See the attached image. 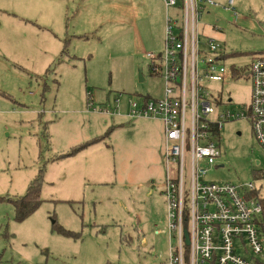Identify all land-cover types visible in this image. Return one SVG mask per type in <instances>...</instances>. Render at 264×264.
Returning a JSON list of instances; mask_svg holds the SVG:
<instances>
[{"label":"rangeland","instance_id":"374dc122","mask_svg":"<svg viewBox=\"0 0 264 264\" xmlns=\"http://www.w3.org/2000/svg\"><path fill=\"white\" fill-rule=\"evenodd\" d=\"M15 1L31 11L37 33L0 34L16 42L26 37L34 46L3 43L4 57L19 60L4 65L8 72L0 66V92L9 96L0 97V264H166L164 127L88 111L91 102L128 113L130 98L163 97V80L150 72L146 55L163 50L164 2ZM235 7L237 25L212 6L199 25L201 45L213 38L223 52L244 53L224 61L229 71L242 68L237 76L204 86L218 112L243 110L247 67L264 57V0H235ZM224 124L219 157L204 181L252 182L264 200V150L247 120ZM38 175L43 202L17 222L13 201ZM60 227L78 236H63Z\"/></svg>","mask_w":264,"mask_h":264},{"label":"built area","instance_id":"2783aa9c","mask_svg":"<svg viewBox=\"0 0 264 264\" xmlns=\"http://www.w3.org/2000/svg\"><path fill=\"white\" fill-rule=\"evenodd\" d=\"M162 0L165 37L160 53L148 52L150 72L163 80V97L130 98L128 117L157 118L164 127L163 198L166 204V264H264V226L252 182L204 181L219 157L224 123L247 120L264 150V57L248 68L250 99L240 112H218L204 86L226 81L222 47L213 38L201 45L199 25L206 7L240 19L235 0ZM214 30L220 31L219 27ZM119 103V100H117ZM229 103V101L227 102ZM88 110L116 116L107 107ZM186 236L188 244H186Z\"/></svg>","mask_w":264,"mask_h":264},{"label":"crops","instance_id":"0c3cea01","mask_svg":"<svg viewBox=\"0 0 264 264\" xmlns=\"http://www.w3.org/2000/svg\"><path fill=\"white\" fill-rule=\"evenodd\" d=\"M4 3H5V7H1L0 6L2 9H4V11H0V34L12 32V31H17L18 35L23 37V36H26L29 33H33L34 35L37 33V27L33 23V21H31L32 17L28 14V13H31V11L28 12L25 9L23 11L19 10L17 8L18 5L16 4L15 0H4ZM211 9H214V8H211ZM214 12H216V11L214 10ZM164 17H165V13H164ZM165 19H166V17H165ZM215 21L219 22V18H217ZM238 22L233 23V21H232V23L234 25L235 24L237 25ZM215 26L216 25L213 26V30H214ZM216 27H218V26H216ZM164 30H165V22H164L163 33H164ZM214 31H216V30H214ZM218 32H222V31L220 30ZM164 37H165V33H164ZM164 37H163V42H164ZM7 41H11L13 43V45L16 46L17 49H21L24 46V44H27V43H31V48L34 47L33 46V41L28 39V38H26V37L24 38L23 42H16L15 40H7L5 37H3V39H2V37L0 36V54L3 55V56L0 55V66H3V67H1V69H4L5 72H8L9 70L4 65H9L10 64V65L16 66L15 63L19 60V59L8 60L6 57H4L5 55L2 52L3 43L7 42ZM163 42H162V44H163ZM226 53H229V52H225V54ZM231 66H234V65H231ZM235 67L238 68L239 66H235ZM9 69H10V66H9ZM227 74H228V77H233V74H232L231 71L228 70ZM6 92L8 93V91H6ZM249 92H250V89H249ZM0 97H5L6 98V97H9V96L6 95L4 92H0ZM249 99H250V96H249L248 102L245 104V106H247V104L249 103ZM88 111L91 112L90 110H88ZM91 113H95V112H91ZM95 114H98V113H95ZM104 116L112 117V118H116V119H121L122 121H133V120L129 119L127 112L119 113V115H116V116H108V115H104ZM135 120H143V121H146V122L156 121L160 126L162 124L161 121L159 119H157V118H150V119L139 118V119H135ZM163 145H164V142H163ZM85 151H83V152H85ZM152 192L153 191H151V193ZM149 195H152V194H150V192H149Z\"/></svg>","mask_w":264,"mask_h":264},{"label":"trees","instance_id":"16d2710c","mask_svg":"<svg viewBox=\"0 0 264 264\" xmlns=\"http://www.w3.org/2000/svg\"><path fill=\"white\" fill-rule=\"evenodd\" d=\"M243 54H244L243 52L242 53L229 52V53L223 54V60H226L227 58H237V57L242 56ZM248 68L249 66L247 67V74H248ZM241 69H238L237 67L233 66L231 68V72L233 76H237L238 72ZM97 141H99V139L94 140L93 142H97ZM87 145H82V146L74 148L68 155L73 156V154H76L77 152L85 149ZM41 180H42V176L38 175V177H36L34 181H32L31 184L28 186L27 191H26L27 193L24 196L20 197L19 199L13 201L14 206L16 208L15 220L17 222H21L25 220L30 214L34 213L37 209H39V206L42 204L43 201L41 200L39 192H38L39 183L41 182ZM252 197L257 198L256 193H253ZM260 205L262 209L261 226L262 225L264 226V200L260 201ZM56 230L59 234L61 233L63 236H66V237L75 238L78 236V234L76 233L74 234L72 232L66 231L65 229L61 227L57 228Z\"/></svg>","mask_w":264,"mask_h":264},{"label":"water","instance_id":"95a60500","mask_svg":"<svg viewBox=\"0 0 264 264\" xmlns=\"http://www.w3.org/2000/svg\"><path fill=\"white\" fill-rule=\"evenodd\" d=\"M237 135H240V133H237ZM186 244H188V238L186 236Z\"/></svg>","mask_w":264,"mask_h":264}]
</instances>
